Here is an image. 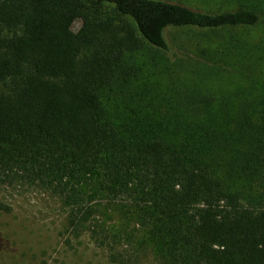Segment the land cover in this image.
<instances>
[{
	"label": "trees",
	"instance_id": "16d2710c",
	"mask_svg": "<svg viewBox=\"0 0 264 264\" xmlns=\"http://www.w3.org/2000/svg\"><path fill=\"white\" fill-rule=\"evenodd\" d=\"M228 2L0 0V184L114 264H264V0Z\"/></svg>",
	"mask_w": 264,
	"mask_h": 264
},
{
	"label": "rangeland",
	"instance_id": "374dc122",
	"mask_svg": "<svg viewBox=\"0 0 264 264\" xmlns=\"http://www.w3.org/2000/svg\"><path fill=\"white\" fill-rule=\"evenodd\" d=\"M194 9L217 12L230 9L228 0H169ZM81 22L75 21L77 31ZM174 47L177 57L185 54L186 36ZM67 214L52 190L28 181L0 184V242L4 240L28 264H114L108 252L87 235L68 242ZM126 247L122 249L125 250Z\"/></svg>",
	"mask_w": 264,
	"mask_h": 264
}]
</instances>
